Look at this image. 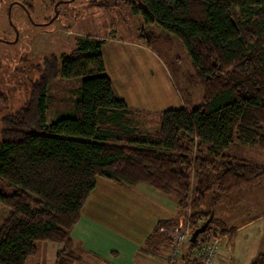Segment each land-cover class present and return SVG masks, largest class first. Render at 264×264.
I'll use <instances>...</instances> for the list:
<instances>
[{
    "label": "trees",
    "instance_id": "trees-1",
    "mask_svg": "<svg viewBox=\"0 0 264 264\" xmlns=\"http://www.w3.org/2000/svg\"><path fill=\"white\" fill-rule=\"evenodd\" d=\"M130 5L146 24L180 41L203 88L201 105L166 110L158 128L145 131L115 95L104 40H79L60 61L43 57L27 102L1 119L0 180L11 193L0 189V206L8 209L0 226V264H26L38 254L39 242L61 246L56 264L79 260L70 233L99 179L128 188L147 185L173 198L193 231L208 222L205 232L222 236L214 207L264 178V166L228 153L235 142L264 152V0ZM58 78L82 83L74 111L47 124V91ZM8 101L0 92V102ZM170 223L159 222L156 231ZM192 249L187 245L178 264H196ZM251 264H264V255Z\"/></svg>",
    "mask_w": 264,
    "mask_h": 264
},
{
    "label": "rangeland",
    "instance_id": "rangeland-1",
    "mask_svg": "<svg viewBox=\"0 0 264 264\" xmlns=\"http://www.w3.org/2000/svg\"><path fill=\"white\" fill-rule=\"evenodd\" d=\"M68 1L52 4L51 0H0V92L9 100L7 104L0 102V132L2 117L21 108L29 99L30 82L39 77L35 65L45 56L60 61L86 37L105 41L102 54L106 74L113 82L115 95L127 103L140 129H157L166 110H192L201 105L203 88L193 78L184 47L159 25L146 24L142 16L134 14L132 0ZM58 2L61 3L56 8ZM56 9L60 12L50 24ZM81 83L82 78H58L49 84L47 124L74 111L75 91ZM228 153L238 162L264 166V152L257 147L235 142ZM103 180L99 179L94 196L116 204L122 194L114 192L102 198ZM0 189L11 193L1 180ZM123 205H119L120 209H124ZM7 210L0 206V226ZM43 243L37 244L39 254L29 258V264L46 262Z\"/></svg>",
    "mask_w": 264,
    "mask_h": 264
},
{
    "label": "crops",
    "instance_id": "crops-1",
    "mask_svg": "<svg viewBox=\"0 0 264 264\" xmlns=\"http://www.w3.org/2000/svg\"><path fill=\"white\" fill-rule=\"evenodd\" d=\"M102 184V198L114 192L122 195L111 204L94 196L97 188L93 191L70 233L79 257L72 264H165L168 240L156 228L161 221L178 224L182 220L177 202L144 184L133 188L107 180ZM213 217L224 230L213 264H251L264 255V178L228 194L214 207ZM43 244L47 260L37 264H56L61 246Z\"/></svg>",
    "mask_w": 264,
    "mask_h": 264
},
{
    "label": "built area",
    "instance_id": "built-area-1",
    "mask_svg": "<svg viewBox=\"0 0 264 264\" xmlns=\"http://www.w3.org/2000/svg\"><path fill=\"white\" fill-rule=\"evenodd\" d=\"M200 227V226H199ZM169 240V248L165 264H177L184 256L187 245L192 244L191 255L196 260V264H213L219 253L222 237L215 236L214 233H203L199 235L194 243L190 241L193 227L190 216L182 219L178 224L162 226L160 228Z\"/></svg>",
    "mask_w": 264,
    "mask_h": 264
},
{
    "label": "water",
    "instance_id": "water-1",
    "mask_svg": "<svg viewBox=\"0 0 264 264\" xmlns=\"http://www.w3.org/2000/svg\"><path fill=\"white\" fill-rule=\"evenodd\" d=\"M60 3H61V2H58V3L56 4V8L58 7V5H59ZM17 4H20V3H17ZM12 6H13V4H12V5L10 6V8H9V20H10V23H11V8H12ZM22 7H23L24 9H26L25 6L22 5ZM57 16H58V11H57V9H56V14H55L54 18H53L52 20L49 21V23L51 24V23L57 18ZM14 29H15V28H14ZM15 31H16V34H17V38H16L15 41H17V39H18V32H17V29H15ZM208 225H209V223H208V222H205L202 226H200L199 228H197L196 230H194L193 233H192V237H191L190 241H191L192 243H194L199 235L205 233V231H206Z\"/></svg>",
    "mask_w": 264,
    "mask_h": 264
}]
</instances>
